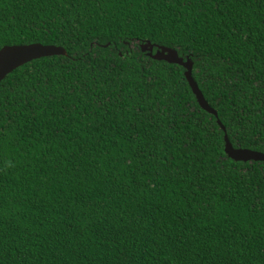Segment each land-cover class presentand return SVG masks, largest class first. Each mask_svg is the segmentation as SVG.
Listing matches in <instances>:
<instances>
[{"label":"trees","instance_id":"obj_1","mask_svg":"<svg viewBox=\"0 0 264 264\" xmlns=\"http://www.w3.org/2000/svg\"><path fill=\"white\" fill-rule=\"evenodd\" d=\"M29 43L67 55L0 81V264H264V161L224 152H264V0H0Z\"/></svg>","mask_w":264,"mask_h":264},{"label":"water","instance_id":"obj_2","mask_svg":"<svg viewBox=\"0 0 264 264\" xmlns=\"http://www.w3.org/2000/svg\"><path fill=\"white\" fill-rule=\"evenodd\" d=\"M154 48H156L154 50ZM142 52L155 60H164L167 63H174L182 66L184 76L195 95L199 106L209 113L217 115L214 110L205 100L197 82L192 76V60L187 56L183 58L176 49L164 45L151 43L149 40L140 44ZM53 55H67L66 50L59 45L29 43V44H14L5 45L0 48V81H2L9 73L16 68L41 57ZM218 124L222 129L224 126L218 120ZM224 152L234 161H264V152L249 148L234 147L228 139L226 133L224 135Z\"/></svg>","mask_w":264,"mask_h":264}]
</instances>
